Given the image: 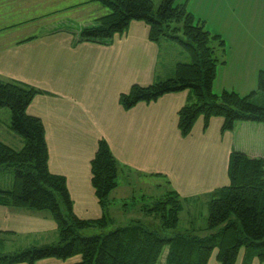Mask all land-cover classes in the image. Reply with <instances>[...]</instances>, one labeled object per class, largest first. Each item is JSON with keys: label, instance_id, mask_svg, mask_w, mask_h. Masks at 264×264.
I'll return each mask as SVG.
<instances>
[{"label": "crops", "instance_id": "crops-1", "mask_svg": "<svg viewBox=\"0 0 264 264\" xmlns=\"http://www.w3.org/2000/svg\"><path fill=\"white\" fill-rule=\"evenodd\" d=\"M39 2L38 6L42 8L43 0ZM33 3L36 5V0H0V78L41 91L42 94L29 104L27 114L39 118L44 125L48 169L65 178L74 215L82 220H97L104 215L95 197L90 174V160L98 141L103 139L119 168L117 187L111 193L108 207L107 217L111 221L105 228L149 219L140 209L133 218L129 216L125 205L132 200L134 204L136 195L143 204L155 199L154 195L163 196L174 190L185 200L181 212L187 215L184 231H203L205 228H195L191 210L208 204L207 195L228 186V162L233 151L264 159V124L240 122L232 131L222 133V118L210 119L205 131L203 119L199 118L191 134L182 138L177 129V112L188 102V91L167 94L155 102L139 103L125 111L118 102L120 94L128 92L134 84L148 86L171 78L178 63L189 61L180 45L169 39L150 42L148 26L137 21L131 22L127 32L115 36L109 45L78 42L80 30L105 15L103 10L97 17H94L95 12L93 16L90 14L88 21L77 22L75 28L61 20L41 34L14 35L17 28L47 16L34 14L33 18L21 19L14 15L15 10ZM1 5L8 7L3 10ZM186 8L196 19L204 21L206 30L223 39L217 30L211 32L207 16L195 9L191 0ZM65 9L55 8L53 13ZM241 45L230 40L226 46L220 59L224 64L217 67L214 93L234 91L226 86L232 84L227 71L233 65L253 67L254 75L259 64L250 66V60L244 59L249 56V50L240 48ZM247 74L242 72L235 76L236 79L247 78ZM15 140L22 147L21 140ZM147 184L156 193H147L144 190ZM11 185L12 180L4 188ZM110 208L120 209L129 217L119 222L120 218L114 217ZM86 232L91 231L81 234ZM58 240L56 224L49 213L0 205V241L4 254L57 243ZM166 255L167 248L158 264H164ZM216 255L217 250H214L207 264H220ZM243 256L244 249H241L235 264H241ZM34 264H81V257L46 258ZM251 264L264 263L255 257Z\"/></svg>", "mask_w": 264, "mask_h": 264}, {"label": "trees", "instance_id": "trees-1", "mask_svg": "<svg viewBox=\"0 0 264 264\" xmlns=\"http://www.w3.org/2000/svg\"><path fill=\"white\" fill-rule=\"evenodd\" d=\"M188 1L175 4L176 0H161L154 8L152 0H88L108 12L95 19L93 25L82 28L78 42L109 45L134 21L148 26V40L152 43L161 39L177 42L189 61L178 63L171 78L148 86L132 85L119 95L118 102L128 111L139 103L149 104L164 95L188 91V102L177 112V129L182 138L191 134L199 118L203 119L204 131L210 119L222 118V133L232 131L240 122L264 124V105L257 103L258 97L264 95L263 72L258 74L257 90L247 95L228 90L213 92L217 67L224 64L220 59L226 44L187 10ZM40 94L35 88L0 78V108L9 110L8 129L22 142L20 150L0 142V171L12 169L14 173L12 185L0 189V205L49 213L59 240L14 253L4 254L1 249L0 264H34L46 258L66 260L73 256H80L81 264H158L165 248L164 264H207L214 250L220 264H235L241 249V264H251L255 257L264 263V159L250 158L238 151L229 156L228 186L207 195L208 215L203 231L192 229L165 238L148 228L150 221L136 219L107 234L83 237V231L103 229L110 223L108 207L117 187L119 168L108 144L100 139L90 160V174L104 215L97 220L77 218L65 178L48 169L44 125L39 118L27 114L29 104ZM184 203L174 190H169L143 202L140 211L145 218L156 217L163 229L174 230ZM202 232L206 233L201 235ZM0 244L3 246L2 241Z\"/></svg>", "mask_w": 264, "mask_h": 264}, {"label": "rangeland", "instance_id": "rangeland-1", "mask_svg": "<svg viewBox=\"0 0 264 264\" xmlns=\"http://www.w3.org/2000/svg\"><path fill=\"white\" fill-rule=\"evenodd\" d=\"M88 0H43L42 8L38 5L40 4L39 0H36V5L33 3L30 7L19 8L15 10L14 15L18 16L19 18H33L34 14H42L47 15L46 17H42L37 21H32L29 23L24 24L20 28L15 30V34H24L25 37L41 34L44 30L51 27L54 22H58L61 20L65 21L66 25H72L74 28L79 21H88V18L94 15L97 17L101 14L102 10L105 11L104 13L107 14L108 10L98 4L95 3H88L82 4L83 2ZM179 1L184 0H176L177 4ZM161 0H153L154 8H157L160 4ZM185 2V1H184ZM192 5L194 8L197 9L200 13H204L208 18V28L211 30H217L220 32L223 40L228 47L230 40H233L238 44H240L243 49L249 50V56H245L244 59L250 60V66H256L255 71L252 75V68L249 69L246 66H239L233 65L231 70H228L230 75V82L231 85H226L229 88H233L234 91L239 92L240 95L249 94L251 91L257 90V78L259 72H263L264 75V0H191ZM78 5L75 8L69 9V6ZM56 6V7H54ZM8 6L1 5V9L6 10ZM55 8H66L65 10L59 11L57 13H53ZM8 15V14H7ZM89 16V17H88ZM104 16V15H103ZM91 25L94 24V21L90 23ZM89 25V26H91ZM88 27V26H86ZM181 39L184 40L182 34H178ZM225 38V39H224ZM247 38L246 40H241ZM249 38V39H248ZM177 43V42H176ZM179 45V44H177ZM231 57V56H230ZM165 59V54L163 55ZM234 58V57H232ZM248 69V70H247ZM247 70V71H246ZM242 72H248L247 78L238 77V74H242ZM258 72V73H257ZM223 73V72H222ZM257 73V75H256ZM236 74V76H235ZM228 83V82H226ZM229 84V83H228ZM232 86V87H231ZM232 91V90H231ZM246 92V93H245ZM260 101H257L258 104L264 105V95L258 97ZM258 99V100H259ZM262 100V101H261ZM261 102V103H260ZM7 113V116L6 114ZM10 124V112L6 108H0V142L4 143L5 145L13 148L14 150H20L21 147L17 145V140L21 138L14 133H12L8 126ZM15 137V139L13 138ZM14 178V173L12 169H7L4 171H0V189L4 188L6 184L9 183L10 180ZM150 184L146 185V189H144L147 193H156L155 190L149 189ZM145 193V192H144ZM155 198L161 197L158 195H154ZM110 195V200H111ZM134 204L132 201H129L127 204L129 216L133 218L136 216V212L139 211L141 207V201L138 198V195L135 197ZM121 208V207H120ZM110 211L119 222L121 220H126L127 217L122 213L120 209L110 208ZM186 212L182 213L179 217L178 226L174 230H165L161 227V224L156 217L154 220L150 218L146 221H150V225L148 228L156 230L158 234L165 238H171L175 234L185 232L183 227L185 226V218L187 215ZM188 214V213H187ZM191 217L193 218L195 228H205L206 227V220L208 215V207L207 204L203 205L202 207H198L195 211L192 209ZM138 215V214H137ZM126 217V218H125ZM235 220V218H232ZM236 221V220H235ZM129 223V222H128ZM126 223V224H128ZM146 223V222H145ZM147 224V223H146ZM148 225V224H147ZM125 226V225H123ZM115 227H108L99 229H88L89 232L83 235V237H89L98 234H107ZM87 231V230H85ZM204 235V233H200ZM0 244V250H1ZM264 250V248H263Z\"/></svg>", "mask_w": 264, "mask_h": 264}]
</instances>
